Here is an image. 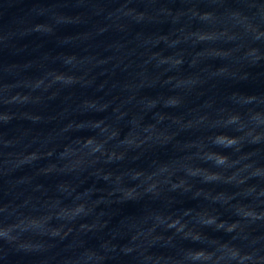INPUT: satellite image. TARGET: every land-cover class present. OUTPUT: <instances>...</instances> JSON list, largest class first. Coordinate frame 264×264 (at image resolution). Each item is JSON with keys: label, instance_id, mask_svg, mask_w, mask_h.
I'll return each instance as SVG.
<instances>
[{"label": "water", "instance_id": "95a60500", "mask_svg": "<svg viewBox=\"0 0 264 264\" xmlns=\"http://www.w3.org/2000/svg\"><path fill=\"white\" fill-rule=\"evenodd\" d=\"M131 95L158 101L139 115L145 126L168 116L163 126L175 133L135 161L145 170L191 156L188 146L209 135L198 124L206 105L234 97L243 114L258 117L242 151L228 152L230 167H216L209 158L220 150L210 149L194 161L201 176L177 173L194 188L174 194L166 211L177 219L210 211L207 219L225 229L248 217L264 244V0H0V264H92L84 255L97 243L90 228L160 207L146 199L110 208L101 202L112 191L98 178L102 166L85 167L82 151L73 154L78 141L98 135L92 125L112 120L111 107L82 106ZM73 121L80 127L61 133ZM116 126L135 141L134 125ZM239 127L218 125L216 140L234 139ZM81 203L90 211L77 213ZM153 251L158 264L178 258Z\"/></svg>", "mask_w": 264, "mask_h": 264}, {"label": "clouds", "instance_id": "9594fccd", "mask_svg": "<svg viewBox=\"0 0 264 264\" xmlns=\"http://www.w3.org/2000/svg\"><path fill=\"white\" fill-rule=\"evenodd\" d=\"M233 98L228 97V102L224 105L205 106L198 124L208 130L209 135L188 146L191 156L179 162L154 161L148 170L134 166L135 161L162 143L171 142L175 136V133H170L169 129L163 126L164 121L169 119L168 116L154 117L149 126H145L143 120L139 119L141 113L155 109L158 101L146 96L131 95L119 99L118 102H104L101 99L86 102L82 106L85 111L98 112L112 108V120H101L92 125L98 130V135L87 141H78L79 148L73 152L75 154L76 151H82L83 157L78 163L85 167L102 166L97 169L98 178L108 181L112 191L109 198L101 202H106L116 211L113 206L129 202L143 203L146 199L160 204L159 208L145 207L141 216H123L114 227L109 228L105 222L90 228L89 231L97 237V243L95 247H84L86 259L92 264H111L114 261L119 264H158L162 255L154 253L153 249L163 248L178 254L176 259L164 257L165 264H189L195 260H202L205 264H264V244L260 243L262 237L252 228L253 221L248 217H241L240 223L225 229L224 225L217 227L215 221L207 219L208 216L214 215L210 211L192 210L179 215L178 219L176 214L170 215L166 211L173 202L174 194H186L194 188V185H188L187 180L182 179L178 172L187 177L201 176L202 173L192 171L196 167L194 161L210 149L220 150L209 158L216 167H230L231 158L228 152L239 154L243 143L254 134L252 125L258 117L251 111L243 114L241 105L231 102ZM178 103L179 101H176L169 106ZM129 106L136 109L135 115L131 114ZM120 122L134 125V132L137 134L135 141L126 142L121 139L116 126ZM224 122L229 125L239 124L241 135L226 143L218 142L216 136L219 133L214 129ZM73 127L80 125L73 121L61 129V133H68ZM32 159L34 157H25L29 162ZM112 165L120 167L113 170L110 167ZM174 180L178 183H173ZM235 199L233 196L226 203ZM88 211L90 209L84 203L77 209V213ZM216 219L219 220L220 217ZM208 229L223 233L224 236L211 239L213 235L209 234ZM81 243L85 244L84 241ZM196 252L201 254L193 255Z\"/></svg>", "mask_w": 264, "mask_h": 264}]
</instances>
